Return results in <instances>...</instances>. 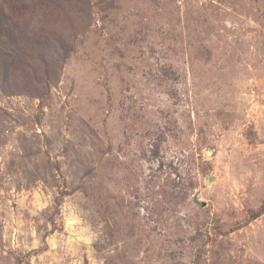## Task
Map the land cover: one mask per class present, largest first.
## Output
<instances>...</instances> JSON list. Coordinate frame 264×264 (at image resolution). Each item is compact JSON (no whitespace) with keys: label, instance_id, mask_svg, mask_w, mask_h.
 Wrapping results in <instances>:
<instances>
[{"label":"rangeland","instance_id":"rangeland-1","mask_svg":"<svg viewBox=\"0 0 264 264\" xmlns=\"http://www.w3.org/2000/svg\"><path fill=\"white\" fill-rule=\"evenodd\" d=\"M0 13V264H264V0Z\"/></svg>","mask_w":264,"mask_h":264},{"label":"trees","instance_id":"trees-1","mask_svg":"<svg viewBox=\"0 0 264 264\" xmlns=\"http://www.w3.org/2000/svg\"><path fill=\"white\" fill-rule=\"evenodd\" d=\"M3 21H4V14L0 13V22H3Z\"/></svg>","mask_w":264,"mask_h":264}]
</instances>
